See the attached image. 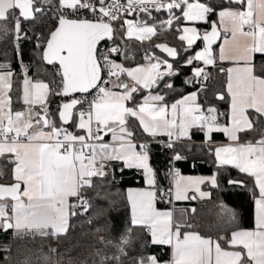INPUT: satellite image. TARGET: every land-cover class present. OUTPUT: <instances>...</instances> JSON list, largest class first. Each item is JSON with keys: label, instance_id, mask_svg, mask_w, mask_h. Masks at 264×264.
Returning a JSON list of instances; mask_svg holds the SVG:
<instances>
[{"label": "snow or ice", "instance_id": "snow-or-ice-1", "mask_svg": "<svg viewBox=\"0 0 264 264\" xmlns=\"http://www.w3.org/2000/svg\"><path fill=\"white\" fill-rule=\"evenodd\" d=\"M158 31L178 44L155 43ZM0 42L15 60L0 59V233L11 237L0 264H14L19 242L67 239L81 217L91 224L93 197L114 204L99 188L126 170L145 186L127 190L128 227L100 236L92 264H264V0H0ZM181 67L191 70L187 94L175 84ZM211 69L225 77L215 103ZM196 132L213 157L208 176L175 166ZM153 145L171 153L170 166L153 165ZM224 175L251 193L254 227L220 203L224 235L213 238L192 230L195 207H158L210 200ZM134 231L170 259L137 251ZM53 255L49 246L36 259L62 264Z\"/></svg>", "mask_w": 264, "mask_h": 264}, {"label": "trees", "instance_id": "trees-1", "mask_svg": "<svg viewBox=\"0 0 264 264\" xmlns=\"http://www.w3.org/2000/svg\"><path fill=\"white\" fill-rule=\"evenodd\" d=\"M153 39L155 43H168L170 46L178 44V40L169 31H158V37H154ZM148 43L149 42L146 41L145 45ZM4 51H7V58L12 59L13 64H15L11 45L9 43L0 42V59L5 58L3 56ZM155 51L159 52L158 49ZM25 52V60L28 62L29 59L35 55L33 44H27ZM180 71L182 74L175 80V84L178 89L182 88L184 94H186L192 89L183 87V80L185 77L191 75V70L188 67H181ZM211 71L213 79L209 81L208 99L210 102L215 103L212 99V93L222 86L225 77L223 75L217 76L214 69H211ZM224 110L225 109L221 107V111ZM215 135L222 136L218 138L220 140L224 138L222 134ZM203 139L202 134H196L192 139L194 142L184 144L186 148L190 147L192 151H185L188 157L187 160L175 163V166L181 170L182 174L208 176L213 173V157L208 155L207 146L202 143ZM170 156L171 153L169 151L163 149L159 145H153L152 163L157 169L163 170L170 166ZM4 170L7 171L6 168ZM229 172L232 178L247 180L243 174L238 173L235 169H230ZM227 179V175L222 176L221 187L219 189L208 188L212 193L210 200L189 201L174 203L172 205L159 204L158 207L176 210H190L195 207L197 211L192 219V223L194 224L192 230H197L207 236L216 237L218 235H224L223 230L217 227V212L220 203L226 204L236 212L238 222L242 227L246 229L254 227V203L251 198V193L247 188L228 185L226 182ZM134 187H144L143 179L135 171L126 170L122 175L117 172L116 180L113 183L109 184L107 188H99L101 195H103L105 191L111 193L109 199L114 201V204H109L108 200L93 197L92 203L94 207L90 213L92 218L91 224H88L85 218L81 217L76 222L70 237L67 239L47 241L38 238L34 241L28 240L19 242L20 245H25L26 247H21V254H17L15 251L10 254L13 256L14 264L18 261H22L25 256L29 255L33 258V264H42L41 261H37L36 257L42 253L48 254L49 246L59 249L61 255H53L52 259H62V264H83V262L92 264L93 259H95L93 254L97 249L102 247L98 243L100 236H118L128 227L130 209L126 201V192L129 188ZM97 213H99V215H97ZM106 224L111 225L109 230L99 233L95 231L96 228L104 227ZM133 234L136 237L135 248L137 251L142 250L145 254H154L158 256L162 262L170 259L171 250L168 247L152 245L146 233L134 231ZM10 240L11 237L9 235L0 233V243H5ZM142 245L146 246L141 248ZM13 247L15 249L17 244L14 243Z\"/></svg>", "mask_w": 264, "mask_h": 264}, {"label": "crops", "instance_id": "crops-1", "mask_svg": "<svg viewBox=\"0 0 264 264\" xmlns=\"http://www.w3.org/2000/svg\"><path fill=\"white\" fill-rule=\"evenodd\" d=\"M158 53V52H157ZM161 55V57L163 58V56H165L166 54H160ZM187 94V93H186ZM179 98V97H178ZM196 134H201V133H199V132H196V133H194V135H196ZM194 135H193V137H194ZM258 135H259V133L258 132H256V133H252L251 134V136L252 137H256V138H258ZM219 137H222V136H216L215 135V141L217 142V143H221V142H226V138L224 137L223 138V140H220V139H218ZM203 138H204V136H203ZM217 138V139H216ZM192 142H194V141H187V140H185L183 143L184 144H189V143H192ZM204 145H205V142H204V139H203V142H202ZM184 175H187V174H184ZM191 176H198V175H191ZM145 186V185H144ZM136 188H138V187H134V188H129V189H136ZM141 188H143V187H141ZM209 190V189H208ZM210 191V190H209ZM183 202H185V201H182V202H174V203H183ZM187 202H189V201H187ZM160 208V207H159ZM161 210H171L172 208H160ZM194 231H197V230H194ZM213 238H215L214 236H212ZM156 246H160V245H156ZM161 247H167V246H161Z\"/></svg>", "mask_w": 264, "mask_h": 264}]
</instances>
